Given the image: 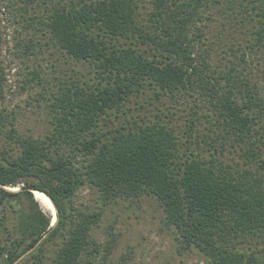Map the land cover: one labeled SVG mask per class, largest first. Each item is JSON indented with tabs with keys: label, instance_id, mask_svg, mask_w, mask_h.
I'll use <instances>...</instances> for the list:
<instances>
[{
	"label": "trees",
	"instance_id": "obj_1",
	"mask_svg": "<svg viewBox=\"0 0 264 264\" xmlns=\"http://www.w3.org/2000/svg\"><path fill=\"white\" fill-rule=\"evenodd\" d=\"M39 20L46 45L88 63L96 81L66 84L50 133L35 138L2 109L0 59L1 263L97 264L102 212L76 203L91 189L96 209L155 199L167 229L208 264H264L263 86L247 66L220 73L201 49L207 22L224 20L244 39L232 51L248 65L264 48V0H59ZM179 93L205 98L207 134L199 106L185 130L163 120L171 107L149 121L125 108ZM33 191L53 202L54 224Z\"/></svg>",
	"mask_w": 264,
	"mask_h": 264
},
{
	"label": "rangeland",
	"instance_id": "obj_2",
	"mask_svg": "<svg viewBox=\"0 0 264 264\" xmlns=\"http://www.w3.org/2000/svg\"><path fill=\"white\" fill-rule=\"evenodd\" d=\"M57 2L59 0H0V59L7 78L2 109L12 119L14 117L22 134L35 138H45L50 133L53 115L57 111L54 103L66 84L78 80L89 83L96 81L95 70L88 63H79L46 45L47 38L40 32L41 25L36 21L45 18L49 8ZM222 21L224 23V20L207 22L209 26L204 29L201 49L211 53V62L220 73L233 66L240 69L247 66V74L263 86L264 94V48L248 56L249 64H244L240 59L242 51L237 54L232 51L239 45L243 46L244 39L230 28V23L223 26ZM204 99L199 94L179 93L176 98L165 96L161 100L155 99L139 111L135 110H138L139 104L135 103L138 100H133L125 108H135L132 115L149 121L156 120L159 111L167 112V107H171L172 112L163 120L178 130L180 127L185 130L195 107L199 106L196 110L201 120L198 128L202 134H207L204 130L207 122L203 118L207 110L203 104L207 106L208 103ZM123 121L124 117L114 120L118 124ZM204 137L210 141V137ZM227 156L231 162L232 159H239L237 153H228ZM8 189L18 191L19 187L17 190ZM97 202V196L91 189L83 190L76 197L77 205L84 211L102 212L99 225L92 234L93 238L104 244L97 264H208L195 249L184 248L174 232L167 229L162 209L155 199L148 196L119 199L108 205L100 204L96 209ZM2 213L0 207V215ZM260 251L259 255L264 261V245H260Z\"/></svg>",
	"mask_w": 264,
	"mask_h": 264
},
{
	"label": "bare ground",
	"instance_id": "obj_3",
	"mask_svg": "<svg viewBox=\"0 0 264 264\" xmlns=\"http://www.w3.org/2000/svg\"><path fill=\"white\" fill-rule=\"evenodd\" d=\"M15 190H17V188H15ZM35 197L36 199L41 203V205L43 207H45L53 216V224L56 222V208L53 204V202L51 201V199L45 195L44 193L41 192H35Z\"/></svg>",
	"mask_w": 264,
	"mask_h": 264
},
{
	"label": "water",
	"instance_id": "obj_4",
	"mask_svg": "<svg viewBox=\"0 0 264 264\" xmlns=\"http://www.w3.org/2000/svg\"><path fill=\"white\" fill-rule=\"evenodd\" d=\"M35 192H36V191H33L34 197H35ZM37 192H41V191H37ZM41 193H43V192H41ZM44 194H45V193H44ZM45 195H46V194H45ZM35 200L38 201L36 198H35ZM56 220H57V216H56Z\"/></svg>",
	"mask_w": 264,
	"mask_h": 264
}]
</instances>
